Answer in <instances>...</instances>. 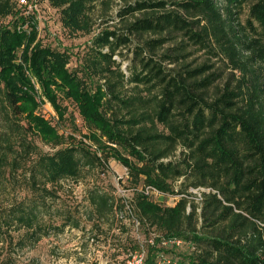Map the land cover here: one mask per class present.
I'll return each instance as SVG.
<instances>
[{
	"label": "trees",
	"instance_id": "obj_1",
	"mask_svg": "<svg viewBox=\"0 0 264 264\" xmlns=\"http://www.w3.org/2000/svg\"><path fill=\"white\" fill-rule=\"evenodd\" d=\"M43 1L79 36L113 0ZM120 1L122 30L95 34L71 70L70 53L42 44L35 14L0 0V264L67 230L93 242L118 230L134 253L129 215L158 235L145 264L176 241L193 251L175 264H264V0ZM193 49L209 58L195 62ZM47 102L70 133L39 112ZM110 161L127 169L130 201L101 184ZM148 186L179 200L160 205Z\"/></svg>",
	"mask_w": 264,
	"mask_h": 264
},
{
	"label": "rangeland",
	"instance_id": "obj_2",
	"mask_svg": "<svg viewBox=\"0 0 264 264\" xmlns=\"http://www.w3.org/2000/svg\"><path fill=\"white\" fill-rule=\"evenodd\" d=\"M12 2L16 9L21 11L26 10L27 13L35 14L39 23V37L43 45L67 51L71 54V62L69 64L71 70L77 68L81 57L88 50L90 40L95 34L107 28L122 30V25L116 16L122 5L120 0H113L110 3L111 7L105 9L102 3L98 2L91 13L94 24L93 33L79 36L70 35L65 31L62 27L59 11L52 8L48 2H44L43 0H12ZM134 42L137 43L138 41L134 39ZM192 51L194 52L192 60L197 63L209 58L204 52H198L196 49ZM131 56L128 50H123L122 55L115 57L118 62H121L122 69L126 72ZM216 62L217 66H221V62ZM63 106L67 108L68 115H74L77 129L86 133L83 121L78 115L76 107L69 102H65ZM39 112L50 120L53 125L57 126L60 133L68 134L71 132V122L68 119L64 122L59 121L58 114L50 103L43 104ZM77 135L80 137L79 134ZM40 146L44 152H53L49 146L41 144ZM107 171L105 175L101 176V184L105 186L111 185L116 190V196L130 201L133 198L134 189L128 183L127 169L115 161H110L109 170ZM67 185L71 186V184ZM179 185L180 182L175 183L176 188ZM84 190L83 184L75 185L74 195L78 200L83 198L85 194ZM190 192L196 196V203H200V194L209 192V190L204 188L191 189ZM152 199L160 205L171 207L177 203L179 197L164 195L153 197ZM124 220L129 225L131 238L137 242L139 247L134 253H125L124 250L130 248L131 244L126 242V236L120 235L118 230L112 231V240L107 241L102 238L95 242L88 239L87 236H84L78 230H67L63 235L58 237L44 238L35 248L18 252L14 258L17 264H145L150 246L158 236L157 232L140 227L134 215L125 216ZM158 247L165 248V252L157 254L155 264H175L176 262H181L184 254L193 251L192 246L183 242L176 244L163 242ZM172 250L175 251L172 252ZM0 258L2 260L4 257Z\"/></svg>",
	"mask_w": 264,
	"mask_h": 264
},
{
	"label": "built area",
	"instance_id": "obj_3",
	"mask_svg": "<svg viewBox=\"0 0 264 264\" xmlns=\"http://www.w3.org/2000/svg\"><path fill=\"white\" fill-rule=\"evenodd\" d=\"M142 192L145 195L150 196L152 198L153 197H161L162 196V194L158 190H156L155 188H152L150 186L145 187L144 189H142ZM200 196H201V194H200ZM118 218H122V216H120V217L118 216ZM170 243L176 244V243H181V241L170 242ZM131 264H133V263H131Z\"/></svg>",
	"mask_w": 264,
	"mask_h": 264
}]
</instances>
